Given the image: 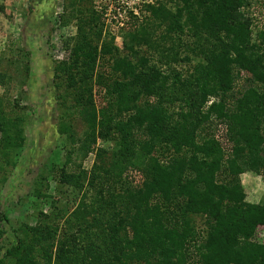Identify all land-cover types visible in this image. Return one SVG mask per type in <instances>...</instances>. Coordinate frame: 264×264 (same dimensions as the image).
Here are the masks:
<instances>
[{
  "label": "trees",
  "instance_id": "16d2710c",
  "mask_svg": "<svg viewBox=\"0 0 264 264\" xmlns=\"http://www.w3.org/2000/svg\"><path fill=\"white\" fill-rule=\"evenodd\" d=\"M178 1L173 13L139 9L175 46L161 65L128 46L131 55L109 54V165L95 166L80 206L95 214L73 211L48 234L32 227L29 246L52 235L56 254L79 264H264V202H247L240 179L264 182V26L253 34L246 0ZM175 62L186 67L167 69Z\"/></svg>",
  "mask_w": 264,
  "mask_h": 264
},
{
  "label": "rangeland",
  "instance_id": "374dc122",
  "mask_svg": "<svg viewBox=\"0 0 264 264\" xmlns=\"http://www.w3.org/2000/svg\"><path fill=\"white\" fill-rule=\"evenodd\" d=\"M246 2L255 34L264 26V0ZM147 3L170 7L171 13L182 6L178 0H0V128L7 124L0 130L2 264H79L56 254L52 235L45 248L29 246L32 227L48 234L73 211L93 212L80 206L94 195L89 181L95 166L109 165V54L131 55L128 46L159 65L160 51H174L158 35L163 32L159 20L140 12ZM62 121L71 125L73 136L60 131ZM62 170L72 174V182L61 183ZM247 172L255 187L263 182ZM242 174L247 194L252 182ZM255 234L264 241V226ZM13 248L15 254L7 255Z\"/></svg>",
  "mask_w": 264,
  "mask_h": 264
},
{
  "label": "crops",
  "instance_id": "0c3cea01",
  "mask_svg": "<svg viewBox=\"0 0 264 264\" xmlns=\"http://www.w3.org/2000/svg\"><path fill=\"white\" fill-rule=\"evenodd\" d=\"M248 174H249V172L242 174L245 177V182H250L252 180V176L248 175ZM258 177L260 178V176H258ZM241 183L244 184V181L241 180ZM251 187L253 188L252 191L248 192L247 194L245 192V200L249 203H252V204L260 203L262 197H264V183L261 182L260 185L257 184L255 187L253 182H252ZM256 188H259V189L256 190Z\"/></svg>",
  "mask_w": 264,
  "mask_h": 264
}]
</instances>
